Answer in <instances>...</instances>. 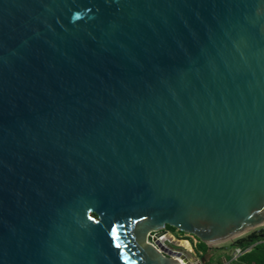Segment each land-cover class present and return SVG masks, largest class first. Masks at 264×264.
<instances>
[{"label":"water","instance_id":"1","mask_svg":"<svg viewBox=\"0 0 264 264\" xmlns=\"http://www.w3.org/2000/svg\"><path fill=\"white\" fill-rule=\"evenodd\" d=\"M168 225L264 226V0H0V264H182Z\"/></svg>","mask_w":264,"mask_h":264},{"label":"rangeland","instance_id":"2","mask_svg":"<svg viewBox=\"0 0 264 264\" xmlns=\"http://www.w3.org/2000/svg\"><path fill=\"white\" fill-rule=\"evenodd\" d=\"M262 227L264 226L257 227L256 229H252L251 231L258 230L259 228H262ZM172 232L174 236H172L169 232H167L168 237L164 238L162 241L160 240V243L158 244V246L166 254L176 255L178 257H181L182 259H184L185 257L192 264H208V263L209 264H223L224 261L230 258H235V255H237L236 248H234L231 245L237 238L224 242V243L214 244L212 245L213 251L211 252L210 255L200 256L195 253L196 247L194 243L196 242L197 237H195L194 235H190V234L180 236V233L182 232L179 231L178 229H172ZM185 263L187 264L186 261Z\"/></svg>","mask_w":264,"mask_h":264},{"label":"trees","instance_id":"3","mask_svg":"<svg viewBox=\"0 0 264 264\" xmlns=\"http://www.w3.org/2000/svg\"><path fill=\"white\" fill-rule=\"evenodd\" d=\"M166 228L170 229L171 231L172 229H176L175 227H172L170 225H168ZM182 234L185 233L182 232ZM263 240H264V227L259 228L258 230H253L247 235L237 238L231 244L234 248H241L243 251H245L250 246H252V248L241 253L237 257V259L230 258L224 261L223 264H264ZM208 249L209 246L198 239V243L196 244V251L198 255L204 256L207 253Z\"/></svg>","mask_w":264,"mask_h":264},{"label":"built area","instance_id":"4","mask_svg":"<svg viewBox=\"0 0 264 264\" xmlns=\"http://www.w3.org/2000/svg\"><path fill=\"white\" fill-rule=\"evenodd\" d=\"M172 236H174L172 233H170ZM183 235H188L187 233L186 234H183ZM153 236H155V233L154 232H152L151 234H150V236H149V241L150 242H152V237ZM170 236V235H169ZM181 236V235H180ZM168 237V233L167 232H165V233H163L160 237H159V241L161 240H163L164 238H167ZM263 242H264V240H263ZM198 243V238H197V240H196V242L194 243V245H195V247H196V244ZM154 244H156L155 242H154ZM158 246V245H157ZM159 247V246H158ZM252 248V246H250V247H248L246 250H249V249H251ZM236 250H237V255H235V258L237 259V257L241 254V253H243V252H245V251H243L241 248H236ZM176 257V256H175Z\"/></svg>","mask_w":264,"mask_h":264},{"label":"flooded vegetation","instance_id":"5","mask_svg":"<svg viewBox=\"0 0 264 264\" xmlns=\"http://www.w3.org/2000/svg\"><path fill=\"white\" fill-rule=\"evenodd\" d=\"M162 232H169V233H172V234H173V232H172L170 229H168V228H165ZM185 234H186V233H185ZM180 235H183V234L180 233ZM209 249H210V247H209ZM209 249H208V250H209ZM211 249H212V248H211ZM212 251H213V249H212ZM195 253L198 254L197 251H195ZM207 254H208V251H207V253H206L205 255H207Z\"/></svg>","mask_w":264,"mask_h":264},{"label":"bare ground","instance_id":"6","mask_svg":"<svg viewBox=\"0 0 264 264\" xmlns=\"http://www.w3.org/2000/svg\"><path fill=\"white\" fill-rule=\"evenodd\" d=\"M177 258L182 262V264H186L185 261L181 257H177Z\"/></svg>","mask_w":264,"mask_h":264}]
</instances>
